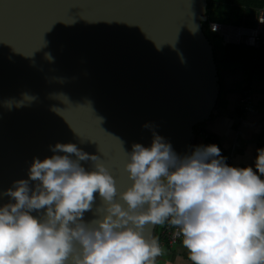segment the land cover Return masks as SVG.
Masks as SVG:
<instances>
[{
	"label": "water",
	"instance_id": "1",
	"mask_svg": "<svg viewBox=\"0 0 264 264\" xmlns=\"http://www.w3.org/2000/svg\"><path fill=\"white\" fill-rule=\"evenodd\" d=\"M207 18V0H0V193L57 142L99 156L118 191L153 131L191 154L220 94Z\"/></svg>",
	"mask_w": 264,
	"mask_h": 264
},
{
	"label": "clouds",
	"instance_id": "2",
	"mask_svg": "<svg viewBox=\"0 0 264 264\" xmlns=\"http://www.w3.org/2000/svg\"><path fill=\"white\" fill-rule=\"evenodd\" d=\"M49 147L0 193L10 198L0 206V264H156L164 250L149 224L177 229L191 264H264V148L254 171L228 165L215 144L178 155L153 131L150 146L126 151L131 183L118 191L99 156ZM97 193L98 218L86 222Z\"/></svg>",
	"mask_w": 264,
	"mask_h": 264
},
{
	"label": "crops",
	"instance_id": "3",
	"mask_svg": "<svg viewBox=\"0 0 264 264\" xmlns=\"http://www.w3.org/2000/svg\"><path fill=\"white\" fill-rule=\"evenodd\" d=\"M220 94L211 118L196 127V146L215 144L228 153L233 152L236 167L255 168L257 146L264 131V78L251 72L244 63L222 64ZM220 77V76H219ZM250 87L255 97V109L243 112L240 97ZM162 226L158 225L155 237ZM164 254L156 264H191L182 242L163 247Z\"/></svg>",
	"mask_w": 264,
	"mask_h": 264
},
{
	"label": "built area",
	"instance_id": "4",
	"mask_svg": "<svg viewBox=\"0 0 264 264\" xmlns=\"http://www.w3.org/2000/svg\"><path fill=\"white\" fill-rule=\"evenodd\" d=\"M259 1L262 3L261 5L251 7L255 12L254 17L249 18L248 16H244L243 24L236 25L213 19L209 20L208 16L205 27L209 28L211 32L219 34L222 38L223 45H245L254 49H260L264 47V0ZM251 19L253 20L252 25L248 24V21ZM240 107L243 112L254 111L255 97L250 87L244 88L240 97ZM219 148L221 150V155L226 158L225 162L228 165L235 166L233 163L235 146L231 153H228L224 148ZM161 226V232L156 238L159 240L162 248L167 244L172 245L182 241L181 236L175 235L178 231L177 229L169 224Z\"/></svg>",
	"mask_w": 264,
	"mask_h": 264
},
{
	"label": "trees",
	"instance_id": "5",
	"mask_svg": "<svg viewBox=\"0 0 264 264\" xmlns=\"http://www.w3.org/2000/svg\"><path fill=\"white\" fill-rule=\"evenodd\" d=\"M261 4L262 3H260L259 0H225L223 6L226 8V10L224 11L215 3V1L207 0V14L209 16V20H217L216 15L213 16V14L214 12L220 11L223 12L221 15L222 17H228L230 21L236 22L232 24L240 25L244 23V16H248L249 18L254 17L255 12L251 7ZM222 17L218 15L217 21L226 22V20ZM252 23V19L248 21V24L252 25ZM217 48L213 47L214 57L218 66L222 64L230 65L244 63L248 66L251 72L258 74L259 76L264 78V47L260 49H254L245 45L220 44V46H218ZM261 148H264V131L260 137L257 150Z\"/></svg>",
	"mask_w": 264,
	"mask_h": 264
},
{
	"label": "rangeland",
	"instance_id": "6",
	"mask_svg": "<svg viewBox=\"0 0 264 264\" xmlns=\"http://www.w3.org/2000/svg\"><path fill=\"white\" fill-rule=\"evenodd\" d=\"M213 1H215V3H216L221 9H223L224 11L226 10V8L223 6L224 3H225V0H213ZM214 11H215V10H214ZM222 13H223V12L217 11V12H214L213 16L216 15V19L218 20V15H219L220 17H222V16H221ZM225 16H226V15H225ZM226 17H227V16H226ZM222 18L225 19L226 22L229 23V24H231V23H236L235 21H234V22L230 21V19H229L228 17H227V18L222 17ZM234 20H235V19H234ZM203 29H204V31H205V34H206L208 40L210 41V43L212 44L213 47H216V48H217L218 46H220V44H222V38H221V36H220L219 34L212 33L209 29H207V28L205 27V22L203 23ZM217 50H218V48H217ZM221 69H222V68H221L220 66H218L219 76H220V80H221V82H222V79H221V72H222V70H221Z\"/></svg>",
	"mask_w": 264,
	"mask_h": 264
}]
</instances>
